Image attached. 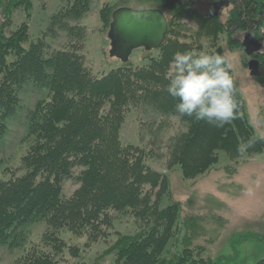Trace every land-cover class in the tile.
Listing matches in <instances>:
<instances>
[{"label":"trees","instance_id":"1","mask_svg":"<svg viewBox=\"0 0 264 264\" xmlns=\"http://www.w3.org/2000/svg\"><path fill=\"white\" fill-rule=\"evenodd\" d=\"M230 1L224 22L198 13L188 0H118L119 6L103 5L99 18L104 34L111 13L135 2L143 6L140 9L163 12L167 35L159 49H140L145 54L140 65L128 60L97 78L86 70L78 54L84 30L71 25L88 13L92 0H60L46 32L52 37L65 33L71 44L69 50L49 56H45L48 46L44 38L29 42L32 0H0V146L9 122L22 109L24 89L32 85L47 92V98L37 101L27 113L26 151L19 169H5L9 178L0 179V247L23 251L29 225L43 223V240L51 253L31 248L13 264H58L54 257L64 249L76 259L70 264H85L80 253L110 235L113 214L129 215L139 225L133 234L116 232L104 252L113 257L112 264H215L203 256L202 246L191 244L196 235L195 219L180 217L181 205L170 199L166 175L150 168L145 159L147 155L160 158V132L171 118L184 129L166 141L167 167L178 168L183 180L209 173L221 154L236 163L264 152V138L255 135L249 125L245 102L230 70L238 114L223 127L180 116L175 110L178 99L166 91L167 73L176 53L198 55L200 40L208 39L211 47L206 54L226 60L218 39L224 37L230 47L240 48L235 33L258 27L264 0ZM17 10L23 12L25 21L11 30ZM189 23L196 28L191 30ZM189 38L191 42L180 40ZM260 61L261 77L255 80L264 85V58ZM129 109L152 115L149 128L154 137L149 144L155 153L121 144L119 131ZM160 117L166 122L159 123ZM248 141H252L251 147L241 154L238 147ZM71 179L78 187L64 198L63 183ZM181 229L184 234L178 240ZM61 231L84 237L82 248L67 246L58 237ZM172 246L177 251L170 254ZM255 264H264V259Z\"/></svg>","mask_w":264,"mask_h":264},{"label":"rangeland","instance_id":"2","mask_svg":"<svg viewBox=\"0 0 264 264\" xmlns=\"http://www.w3.org/2000/svg\"><path fill=\"white\" fill-rule=\"evenodd\" d=\"M188 1L198 13L208 16L210 4L218 0ZM117 2L118 0H92L88 13L78 22L71 24L82 27L84 30L78 54L83 57L84 67L93 77L99 78L121 65L119 60L108 56L107 32L105 34L102 32L99 18V10L103 5L119 6ZM128 5L135 9L143 7L135 2H129ZM60 6V0H32V12L28 20L29 42L44 38L48 46L45 56L59 50L70 49L71 43L65 33L52 37L46 32L50 17ZM230 9L231 7H228L220 12L219 17L223 22L229 15ZM24 21L25 15L21 10H17L10 29L15 30ZM188 27L191 30L196 28L190 23ZM186 36L188 37L189 34ZM234 38L237 42L241 41L242 34L235 33ZM180 40L191 42L190 38ZM199 44L202 48L201 53H206L211 47L208 39H201ZM217 44L223 48L226 61L231 64V75L245 102V114L249 125L255 135L264 138V85L249 75L248 59L240 48L230 47L224 37L219 38ZM28 45L29 43L25 48ZM153 54L157 55V53ZM144 56L140 49L134 50L129 60L133 64L140 65ZM46 98L45 89L32 85H28L21 93L22 109L9 122V131L0 146V179L9 178L10 174L6 173L5 169L11 171L19 169L20 159L26 151L24 133L27 113L33 109L37 101ZM152 118L148 111L129 109L119 131L121 144L138 146L146 152L150 150L153 154L154 148L151 149L149 144L154 137L149 128ZM163 121L165 120L164 118L162 120V117L158 119L159 123ZM183 129L175 118H171L169 126L160 132L159 140H162L160 158L156 159L147 155L145 163L166 175L170 199L181 205L180 217L195 219L196 235L191 244L202 246L205 251L203 256L210 258L215 264H255L264 259V152L260 155L242 157L236 163L227 160L221 154L218 164L209 173L195 180L186 181L182 179L178 168L168 169L167 167L166 141ZM77 187L78 184L74 179L65 181L63 197L69 198ZM165 202L166 199L163 198L162 204L164 205ZM113 218V229L110 230V235L104 241H99L80 253L85 264H112L113 257L104 255V252L115 240L116 232L133 234L138 229L139 222L129 215L113 214ZM45 232L46 226L43 223L29 225L24 250L0 247V264H13L18 257L31 248L51 253L50 247L43 240ZM183 234L184 231L181 229L177 235L178 240ZM58 237L67 246H77L80 249L85 242L84 237L79 238L66 231H61ZM176 251L175 246H172L169 253L173 254ZM54 258L58 264H70L76 261L67 249Z\"/></svg>","mask_w":264,"mask_h":264},{"label":"clouds","instance_id":"3","mask_svg":"<svg viewBox=\"0 0 264 264\" xmlns=\"http://www.w3.org/2000/svg\"><path fill=\"white\" fill-rule=\"evenodd\" d=\"M231 64L218 54L176 53L170 62L166 91L178 99L175 110L180 116L205 120L223 127L237 118L238 105L233 98ZM252 141L241 144L243 154Z\"/></svg>","mask_w":264,"mask_h":264},{"label":"water","instance_id":"4","mask_svg":"<svg viewBox=\"0 0 264 264\" xmlns=\"http://www.w3.org/2000/svg\"><path fill=\"white\" fill-rule=\"evenodd\" d=\"M226 4V0L214 3L212 5L213 16H217V11ZM166 35L167 19L160 10L117 8L111 13V22L106 33L109 41L108 56L123 64L127 63L134 50L143 49L145 52H150L159 49ZM260 47L258 40L249 39L244 45V53L250 56L259 51ZM247 69L251 77H260L256 61H249Z\"/></svg>","mask_w":264,"mask_h":264},{"label":"flooded vegetation","instance_id":"5","mask_svg":"<svg viewBox=\"0 0 264 264\" xmlns=\"http://www.w3.org/2000/svg\"><path fill=\"white\" fill-rule=\"evenodd\" d=\"M219 1H222V0H218L216 2H212L210 4V15L213 16L212 14V5L214 3H217ZM227 1V4L224 6V7H221L218 11H217V16H214L215 18H220L219 14L220 12L223 10V9H226L228 7H231V1L230 0H226ZM261 19V21L259 22V25L258 27L256 26H253L251 29H248V30H244V31H237V33L240 35V33L242 34V40L241 41H238V44L240 45V49L242 50L243 54L245 55L244 53V45L246 44V41L247 40H252V39H255V40H258L261 44V47H260V50L257 51V52H254L252 55L250 56H246L247 57V64L249 61H256L258 63V70H259V74H260V77H261V72H260V63H261V58H264V11L263 12H259L258 13V19ZM254 47V46H253ZM252 47V48H253ZM263 49V50H262ZM251 50V49H249ZM259 77V78H260ZM258 78V79H259ZM256 79V78H255Z\"/></svg>","mask_w":264,"mask_h":264}]
</instances>
